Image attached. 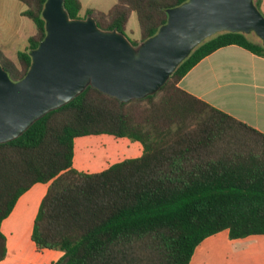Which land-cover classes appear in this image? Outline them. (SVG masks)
Masks as SVG:
<instances>
[{
    "label": "trees",
    "instance_id": "16d2710c",
    "mask_svg": "<svg viewBox=\"0 0 264 264\" xmlns=\"http://www.w3.org/2000/svg\"><path fill=\"white\" fill-rule=\"evenodd\" d=\"M37 31L18 61L0 44V64L13 81L32 64L47 34V0H20ZM187 0H118L90 8L104 29L126 34L136 12L141 39L158 33L168 10ZM263 0H256L262 11ZM81 18V0H65ZM237 44L264 56L253 32H218L201 42L155 93L122 102L97 88L84 91L0 143V261L7 255L2 222L35 183H49L32 238L64 251L56 264H189L208 236L228 229L237 239L264 234V132L191 94L179 82L217 49ZM113 135L139 141L142 155L98 172L74 166L75 139Z\"/></svg>",
    "mask_w": 264,
    "mask_h": 264
},
{
    "label": "water",
    "instance_id": "95a60500",
    "mask_svg": "<svg viewBox=\"0 0 264 264\" xmlns=\"http://www.w3.org/2000/svg\"><path fill=\"white\" fill-rule=\"evenodd\" d=\"M64 1H46L47 34L31 51L21 80L13 81L0 64V143L88 86L122 102L157 92L196 46L218 32H254L264 44V14L256 0H187L170 8L167 23L138 44L117 29L101 28L93 16L71 17Z\"/></svg>",
    "mask_w": 264,
    "mask_h": 264
},
{
    "label": "crops",
    "instance_id": "0c3cea01",
    "mask_svg": "<svg viewBox=\"0 0 264 264\" xmlns=\"http://www.w3.org/2000/svg\"><path fill=\"white\" fill-rule=\"evenodd\" d=\"M14 8H18L23 17L27 6L20 0H0V44L5 54L17 62L18 53L22 51L18 44L24 41V37L29 42L37 27L24 36L23 18L16 20L8 16ZM261 9L264 14V0ZM27 46L28 43L25 48ZM179 85L264 132V56L237 44L221 47L199 61L182 77ZM79 138L75 139L74 166L82 171L97 163L103 164L107 159L128 154L118 140V145L107 139L103 144L84 140L82 161L79 162ZM115 138H124L126 148L135 149L138 156L142 155L144 147L139 141L132 142L128 137ZM106 143L109 147L102 149ZM91 152L93 157H89ZM48 188L49 183H35L19 197L10 215L3 220L1 229L7 237V255L0 264H56L64 256L62 250L40 249L32 238L35 219ZM189 264H264V234L234 239L228 229L222 230L208 236L196 247Z\"/></svg>",
    "mask_w": 264,
    "mask_h": 264
},
{
    "label": "rangeland",
    "instance_id": "374dc122",
    "mask_svg": "<svg viewBox=\"0 0 264 264\" xmlns=\"http://www.w3.org/2000/svg\"><path fill=\"white\" fill-rule=\"evenodd\" d=\"M17 2L19 0H16ZM82 4H83V8L80 12V16L81 18L86 17V12L88 9L90 8H96V9H100V10H104V11H108L110 8H112L117 2L118 0H81ZM8 16H13L16 20H19L21 18H23V22H24V26L22 28V31L24 32V36L31 33V31H34L36 29V25L35 23L28 17L20 15V13L18 12V8H14V12H8ZM17 23L19 24V21H17ZM26 23V24H25ZM254 33V32H253ZM126 34L128 36L129 39L133 40H140L141 39V31H140V25H139V21H138V17L136 12H132L131 16L129 18V22L127 25V30H126ZM255 34V33H254ZM27 40L24 37V41L20 42L18 45L19 49L23 50L26 45H27ZM105 139H107V141H109L110 143L116 144V141L118 140V142H120L121 148L126 152L127 151V155L125 157L120 156L119 157H114L111 159H107L104 161L103 164H99L97 163V165L95 166H89L88 170H84V171H89V172H98V171H102L103 169H105L106 167H108L110 164L116 163L118 161H120V159H125V158H129V157H136L138 156V152L137 150H130L129 148H126V143H125V139L123 138H115L112 135H92V136H82L78 139V148H79V156H78V161H82L81 159V153H82V141L84 140H89V141H94V142H99V143H105ZM128 139V138H127ZM130 139V138H129ZM132 142H135V140L130 139ZM115 142V143H114ZM107 146L103 147L102 149H106V147H109L106 143ZM126 148V149H125ZM132 151V152H131ZM89 157H93V152L89 153ZM81 168L84 167V165L80 166ZM86 169V168H84Z\"/></svg>",
    "mask_w": 264,
    "mask_h": 264
}]
</instances>
